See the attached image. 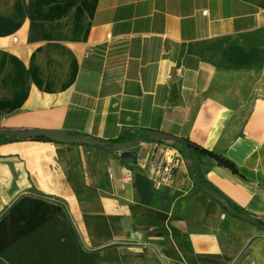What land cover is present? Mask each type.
Masks as SVG:
<instances>
[{"label":"crops","instance_id":"1","mask_svg":"<svg viewBox=\"0 0 264 264\" xmlns=\"http://www.w3.org/2000/svg\"><path fill=\"white\" fill-rule=\"evenodd\" d=\"M0 127L188 139L236 165L194 154L264 222V0H0ZM105 151L0 145V264H264V231L196 192L175 149ZM164 155L157 185L141 163Z\"/></svg>","mask_w":264,"mask_h":264},{"label":"water","instance_id":"2","mask_svg":"<svg viewBox=\"0 0 264 264\" xmlns=\"http://www.w3.org/2000/svg\"><path fill=\"white\" fill-rule=\"evenodd\" d=\"M0 138H16L19 140H32L35 138H44L51 143L63 144V145H76V146H88L91 148H98L107 150L113 153L119 154V159L127 164L137 166L139 165L138 153L135 151L140 145V141H132L114 145L108 147L100 139H94L90 137L81 136L74 131L67 130H51V129H7L0 128ZM148 138L154 141L177 144L179 139L176 137L160 133V132H148ZM178 161V159H177ZM203 193L219 204L224 211L230 214L232 217L244 221L250 225L257 226L256 219L247 214H240L235 211L228 200L219 192L204 188Z\"/></svg>","mask_w":264,"mask_h":264},{"label":"trees","instance_id":"3","mask_svg":"<svg viewBox=\"0 0 264 264\" xmlns=\"http://www.w3.org/2000/svg\"><path fill=\"white\" fill-rule=\"evenodd\" d=\"M20 141H23V140H19L16 138H10V139L0 138V145L8 144V143H14V142H20ZM32 141L51 143L49 140L44 139V138H35V139H32ZM101 141L104 142L108 147H113L114 145L126 143V142L140 141V142L158 143V144L166 145L170 148L175 149L186 160L187 177L193 183L196 192H202L203 193L204 188H209V189L215 190L217 192H219V191L215 187H213L210 183H208V181L205 179V177L203 176V174H202V172H201V170H200V168H199V166H198V164L194 158V154H200V155L205 156L209 159L215 160L219 166L225 167V168L231 170L235 175L242 176L241 173L239 172V169L230 160L223 158V157H220V156H218L212 152H209V151L203 149L202 147H200L199 145L191 142L188 139H179V142L177 144L164 143V142L151 140L148 138V132L147 131L138 130L135 132H128L127 131L124 133V135H122L121 137H119L118 139H115V140H101ZM107 152L110 154H114L110 151H107ZM33 193L36 196H38L39 198H44V199L50 198L47 195H44L43 193H41L35 189H33ZM56 201H57V199H56ZM228 202L230 203L231 207L235 211H237L238 213L250 215L246 211H244L243 209H241L240 207H238L237 205L232 203L231 201L228 200ZM225 213L227 215L231 216L226 211H225ZM250 216L257 220V222H258L257 227L264 231V222L257 219L256 217H254L252 215H250ZM232 218H235V217H232Z\"/></svg>","mask_w":264,"mask_h":264},{"label":"built area","instance_id":"4","mask_svg":"<svg viewBox=\"0 0 264 264\" xmlns=\"http://www.w3.org/2000/svg\"><path fill=\"white\" fill-rule=\"evenodd\" d=\"M178 161L174 156L166 155L156 158H148L145 162L141 163L145 168H147L151 174V177L157 185H168L173 182L174 172L177 167ZM126 180L130 181L133 176L131 168L125 169Z\"/></svg>","mask_w":264,"mask_h":264},{"label":"rangeland","instance_id":"5","mask_svg":"<svg viewBox=\"0 0 264 264\" xmlns=\"http://www.w3.org/2000/svg\"><path fill=\"white\" fill-rule=\"evenodd\" d=\"M88 149H91V150H93V151H95V152L97 153V155H98V157H99V161H100L101 164H103V163L106 162L108 159H110V156L107 155V153H103L102 150H98L97 148H96V149H92V148H89V147H88ZM66 226H67L68 228H71V225H70L68 222H66ZM44 258L47 259L48 257L45 256ZM13 259H15V260H14L15 263L18 262V257H17V256L13 257Z\"/></svg>","mask_w":264,"mask_h":264}]
</instances>
